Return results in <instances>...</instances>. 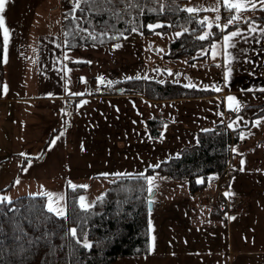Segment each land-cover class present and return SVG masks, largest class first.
<instances>
[{"label":"rangeland","instance_id":"rangeland-1","mask_svg":"<svg viewBox=\"0 0 264 264\" xmlns=\"http://www.w3.org/2000/svg\"><path fill=\"white\" fill-rule=\"evenodd\" d=\"M54 1L17 0L16 6L11 8L15 13L12 12L11 15L6 16L10 27H16L15 33L17 35L18 28L23 33L26 30L23 23L27 18L24 20L22 16H27L24 13H27L29 9V11L33 10L30 5L33 6L38 2L34 9L35 11L38 8L35 16L40 17L45 12L47 16L53 17V20L59 18L58 8L57 10L48 9L51 3H57ZM196 3L204 5L203 8L206 11L204 33L212 23H222L220 20V0H189L186 7L196 9ZM19 11H21V14L18 13ZM226 15L229 14L226 12ZM31 16H33V13ZM17 17H19V22L17 21L13 25V21H16ZM218 17L219 19H217ZM149 25H153V27H149ZM160 25L161 21L147 24L156 44L172 39L179 34L176 30L162 32L159 28ZM43 27V24H41L38 28ZM148 38L150 37L143 34L142 31L133 28L122 34L119 39H113L107 45V48L102 46L99 48L89 47L85 50L71 49L72 51L65 53L64 56L66 88L70 92H93L90 88L89 79L96 81L95 88L99 89V82L102 81H110L128 75H145V72L148 71L146 69L148 63L147 59L144 60V63L142 59L148 57V54H146L148 49L145 51L142 44ZM151 44L153 43L151 42ZM116 45H119V49ZM218 45L221 46V43L216 41L211 45L210 57L215 58V61L208 63L207 59H201L194 61L183 69H186L192 78L203 87H231L226 80L224 69H222L223 66L220 62L222 52H220L219 57ZM156 49L158 48H153V50ZM18 52L19 45L16 48H12V46L9 48V65L18 67ZM134 53L136 54V66L131 65V58H134ZM75 59L84 64H71L72 60L75 61ZM32 60L33 58H29L25 77L20 73V67L15 71L16 76L23 77L21 83L16 87L17 92L12 94L15 98L21 97L22 94L29 96L36 92L33 88L35 87L33 82L35 67ZM167 63L171 64V59ZM166 68L164 66L161 70L159 69L158 75H160V78L158 80H166L161 76L162 73L167 71ZM171 68L174 70L172 73L180 70L179 68ZM156 70L157 66H154L150 71L154 79L157 76L155 74ZM165 75L167 76L168 73L166 72ZM78 78H81L80 82L77 80ZM232 83L237 88H231L232 91L228 90L229 92L224 96L217 94L214 99H207L209 103L215 100L213 104L216 105L223 103L224 107L229 109L225 116L218 109L203 111L204 109H201L203 102L207 100L201 99V96H196V98L184 102L169 100L161 105H153L156 109H161L166 118L167 116L176 115L180 111V119L170 120L175 122L172 124L174 132L172 134L165 133L163 139L152 138L149 135L146 117L151 111L149 108L144 107V103L138 98L136 99L137 108L134 118L130 117V120L126 122L130 124V136H126L127 132L124 135L119 134L121 133L120 128H122V131L128 130L125 123L121 125L119 121L107 122L106 114L108 110H112L114 106L118 105V102L113 98L101 101L98 100V96L97 98L91 96L87 99L85 105L79 98L78 115L66 113L67 118L72 117L75 119L77 125H74L72 129L67 127V131L61 128L51 137L49 127L59 121L53 113L48 112L43 107L40 108L38 114H33V116L28 113L20 114L22 113L20 110L23 111L35 103L11 102L10 106L14 107H9L8 111H3L0 115V200L12 199L22 194H44L48 209L51 206L65 212L66 189L87 185L79 191L77 200L81 204V197H84L85 207L90 206L102 195L109 182L117 175L144 172L149 165H155L163 159L178 155L183 146L197 142V133L200 129L207 128V124L214 125L222 121L229 128L238 129L241 127L244 129L243 133H238L237 140L231 147L233 152L240 155L238 168L228 169L222 175L209 174L206 181H204V185L196 193L189 192V184L186 178L173 179L170 176L149 174L148 177L152 178V184H149V187L151 191H155L154 208L151 209V213L157 211L159 202L165 203L168 200L170 201L168 199L170 196L174 197L182 194L185 198L187 196L186 199L180 200L186 217V214H188L186 208L189 201H191L193 208L209 209L210 206L204 204V202L208 203L204 199L206 194L208 192L226 191L228 194L226 196L236 201V210H231L230 213L233 253L236 255L243 246L245 248L247 246L251 248L259 246L264 241V231H259L261 227L257 224L258 217L252 212L248 214V210H250L251 197L264 185L261 182L264 178V114L252 119L250 118L251 111L245 110L243 106L251 103L248 100H252L257 94L264 97V91L262 94L251 91L254 83L261 85L264 84V81L260 79L251 80L241 76L232 77ZM83 88L84 90H79ZM228 97H234L235 100L230 101ZM237 102L239 104L238 110H236ZM85 109L86 114L84 113ZM208 109H210L209 105ZM232 112H237L236 116H232ZM129 113L131 114V112ZM257 121H259L258 124ZM119 138L123 141H116ZM124 144H126L125 148H121ZM196 179L198 182L203 180L202 176H197ZM171 201L174 202L175 199H171ZM177 205L180 206L181 204ZM167 206H170V204ZM170 212L178 215L183 214V211L174 205L171 207ZM170 212L166 213L169 214ZM54 213L56 214V212ZM216 221H223V218L216 217ZM239 235L241 237H252L253 241L256 240V242L253 245L249 242L244 243ZM85 241L88 243L87 239ZM217 242L222 241L217 239ZM173 243L174 241L171 239L166 240L168 247H172ZM175 250L170 251L168 254H174ZM130 258V256L120 257L109 264H128Z\"/></svg>","mask_w":264,"mask_h":264},{"label":"trees","instance_id":"trees-1","mask_svg":"<svg viewBox=\"0 0 264 264\" xmlns=\"http://www.w3.org/2000/svg\"><path fill=\"white\" fill-rule=\"evenodd\" d=\"M187 1L60 0V5L49 6V9L53 10L60 6L61 43L65 48L78 49L84 46L109 45L113 39H119L122 34L133 28L139 29L150 37L145 42L150 41L153 47L158 48L148 55L153 60L151 70L157 66L155 79L151 76L148 66L146 67L148 71H144L145 75H128L102 81L99 82V89L95 88L96 81L89 79L93 92L88 93L98 96V100L110 99L100 97L101 94H130V96L117 98L121 101H117L118 105L108 110L106 114L108 123L119 121L121 125L126 124L128 130L122 131L120 128L119 134L124 135L127 132L126 136H130V124L126 122L130 120V117L134 118L137 98L151 111L147 115L148 118L146 117L149 135L152 138L163 139L165 133L172 134L174 132L172 124L175 122L170 120L180 119V111L176 115H166V118L161 109L153 106L164 103H158L157 99H182L219 94L222 87L219 88L220 91H216L215 87L199 85L186 69L183 70L184 67L194 61L207 58L212 43L219 41L223 33L236 30L249 22L264 24V7H255L248 10L246 18L234 20L227 28L215 22L204 33L206 11L198 9L195 12H188ZM16 2L17 0H5L3 12H0V17L3 18V25L0 26V93L5 89L6 79L16 83L20 77L16 76L14 66L8 64L10 58L8 50L11 46L16 48L19 45V50L21 46L25 47L24 33L27 32L31 18L34 16L31 14L35 12V6L39 3L30 5L33 10L29 11V9L27 13H24L27 16L20 15L24 20L27 18L23 23L26 30L21 36L19 28L18 35L10 31L11 27L6 17L12 12L15 13L11 8L16 6ZM227 11L230 12L229 15H226ZM18 13L21 14V11ZM231 13L232 10L224 7L223 23H228L227 19ZM17 21L19 22V17L13 21V25ZM154 21H161L159 28L162 32L176 30L179 35L156 44L149 31L150 28L147 27L148 23ZM205 34H208L207 38L200 39ZM169 59L171 64L167 63ZM21 60L22 57L18 52V62ZM160 60H163L162 64ZM142 61L144 63V57ZM77 63L84 64L76 59L71 64ZM164 66L167 67V71L161 76L166 80H158L159 69L161 70ZM171 67L179 68L181 71L172 73L174 70ZM118 87H121L119 91ZM251 94L253 95L252 92ZM184 101L187 100L177 102ZM205 105L206 103L203 102L201 109ZM217 108L224 113V116L229 110L223 103H218ZM243 108L251 111L250 118L256 119L264 114V100L257 105L248 104ZM84 113H87L86 109ZM154 113L156 116H153ZM236 114L237 112H232V116ZM212 125L207 124V128L200 129L197 133V142L183 146L178 155L163 159L155 165H149L144 172L117 175L90 206L82 207L77 200V194L82 187L66 189L64 215H56L46 207L44 194H22L12 199L0 200V264H109L120 257L148 253L153 229L149 225L152 217L149 201L154 202L155 197V194L151 198L148 196L149 174L170 176L173 179L186 178L189 192L196 193L204 185L209 174L222 175L228 169L238 168L240 155L233 152L231 147L237 140L238 133H243L244 129L229 128L222 121ZM116 141L123 140L119 138ZM125 146L126 144L121 148ZM232 152L238 156L236 168H230L228 164ZM197 176H202L203 180L198 182ZM211 194L215 201L209 203V206L216 208L214 212L220 213L223 217L224 210L217 209H219L218 198L224 196L210 192L204 198L206 202ZM72 229H75V236L72 235ZM85 244L90 247H85Z\"/></svg>","mask_w":264,"mask_h":264},{"label":"crops","instance_id":"crops-1","mask_svg":"<svg viewBox=\"0 0 264 264\" xmlns=\"http://www.w3.org/2000/svg\"><path fill=\"white\" fill-rule=\"evenodd\" d=\"M54 2H57L56 6L60 4V0H55ZM229 2L239 3L242 6L239 9H232L231 16L227 21L233 17H235L233 21L242 20L247 17L250 8L264 7L262 0H229ZM52 4L53 3L50 5ZM195 6L196 9H204V5L196 3ZM224 7H226L224 0H220L219 8L221 13ZM55 8H58V10H56L59 11V18H55L54 20L53 17L47 16L45 12H43V15L40 17L35 16V12L38 8L35 10L33 13L34 16L31 18V24L28 26L27 32L24 33L26 38L25 47L21 46L19 50L21 57L24 55L22 57L23 61L21 60L18 62V67L22 69L21 71L19 68L22 76L25 77V70L28 68L29 58H33L32 63L35 67L33 81L35 87L33 88L36 92L29 96H24L22 94L21 97H13L12 94L17 92L16 87L23 79V77L20 76L16 83H11V81L6 79L4 83L5 89L0 93V115L3 111L9 109V107H14L10 106L11 102L35 103L33 106L23 111L20 110L22 112L20 114L28 113L33 116V114H38L40 108L43 107L48 112L53 113L59 121L50 125V137L61 128L67 131V127L72 129L74 125H77L75 124V119L72 117L67 118L66 113L70 112L66 110L63 105V98L65 95L74 92L78 93V91L70 92V90L66 88L64 56L65 53L72 50L63 47L61 43L60 6ZM46 9L47 7L45 10ZM221 15H223V13ZM41 24H43L44 27L38 28ZM15 28L16 27H14V29L10 28V31L15 32ZM232 32H239V35L231 36ZM19 33L22 36L23 33L20 29ZM226 36L230 37L227 41L225 40ZM216 42L221 43V46L218 45V55L220 57V52H222L220 62L226 74V80L231 86H224L219 96H224L229 92L228 90L232 91L231 88H237L235 87L236 85L233 86L232 77L245 76L251 80L260 79L264 81V24L249 22L236 30L223 33L222 38ZM102 46L107 48V45H100L97 47L99 48ZM143 46L145 51L148 49L146 54L149 55L152 52L151 43L145 42ZM87 48L89 47L84 46L78 49L85 50ZM211 48L212 46L209 48L207 58H204L207 59L208 63L216 60L210 57ZM135 56L136 54L134 53V58H131V65L133 66H136ZM146 59L149 64L148 70H151V63H153V60L149 56L144 57V60ZM72 61L74 62V60ZM162 62L163 60H160L161 64ZM18 67L14 66V69L17 70ZM229 69H231V71H229ZM80 79L81 78H78L79 82ZM253 88L251 91L262 94L264 91V84L258 85L254 83ZM79 90H84V88ZM247 90L250 91L249 88H247ZM126 95L130 96V94ZM126 95L113 93L101 94L100 97L113 98L115 101H121L117 98H122ZM260 96L261 95L257 94L255 98L248 100L251 103H247V105H257L263 102L264 97ZM201 97V99L205 100L208 98L214 99V97H217V94L202 95ZM89 98H91V94H84L80 99L85 103ZM194 98H196V96L182 99H157V102H167L168 100H192ZM205 103L206 105L203 111H215L218 109L217 105L213 104L215 100H212V103H209L207 100ZM208 105L210 109H208ZM153 116H156V114ZM34 119H36V117H34ZM261 182L264 184V178ZM219 192H221L223 196L228 195L226 191ZM186 198L181 194L180 196H170L168 198L170 201L168 200L165 203H158L157 212L152 213L149 222V225L153 228L151 239H153V237L155 238L154 241L152 240L150 243V251L144 255L130 256L131 258L128 264H264V241L254 248L248 246L245 248L243 246L236 255L233 253L231 212L223 211L222 214H226L222 217L220 213L219 216L217 212H214L216 208H211L207 205L209 209L206 208L203 210L197 207L193 208L191 201H189L186 208L188 214H186L185 217V210L180 200ZM171 199H175V201L173 202ZM250 201L251 204L248 214L252 212L258 217L257 224L261 227L259 231H264V185L261 189H258V192L253 197H251ZM168 204H170V206H167ZM177 204L181 205L178 206ZM173 205L179 210H182L183 214H172V210L170 212V209ZM166 212L170 213L167 214ZM216 217L223 218V221H216ZM240 238L244 243L249 242L251 245L256 242V240L253 241L252 237L240 236ZM167 239L174 241L171 245L172 247H168L166 244ZM217 239H221L222 242H217ZM174 249H176L174 254H168Z\"/></svg>","mask_w":264,"mask_h":264},{"label":"snow or ice","instance_id":"snow-or-ice-1","mask_svg":"<svg viewBox=\"0 0 264 264\" xmlns=\"http://www.w3.org/2000/svg\"><path fill=\"white\" fill-rule=\"evenodd\" d=\"M224 2H225V6H226L229 10H232V9H239V8L242 6V5H240L239 3H232V2H229V0H224ZM262 4H264V0H262ZM4 6H5V0H0V12H3ZM77 6H78V5H77ZM253 7H254V5H253ZM187 11H188V12H195V11H198V9H195V8H189V9H187ZM217 19H219V17H218ZM233 19H235V17H233L232 19H229V20H228V23L224 25V28H227L228 25L232 24ZM2 25H3V18L0 17V26H2ZM149 27H153V25H149ZM5 32H7V29H5ZM178 35H179V34H178ZM207 35H208V34H205L204 36H201L200 39H202V40H203V39H206V38H207ZM236 35H239V32H232V33H231V36H236ZM229 38H230V37L226 36V37H225V40L227 41ZM116 47H119V45H116ZM229 71H231V69H229ZM188 86L192 87V86H194V85H188ZM215 90H216V91H220L219 88H215ZM228 99H229L230 101L235 100L234 97H228ZM238 107H239V104H238V102H237V104H236V110H238ZM258 123H259V121H257V124H258ZM147 180H148V183L151 185V184H152V178H151V177H148ZM79 187H87V185H80ZM149 191H151V189H149ZM83 201H84V197H81V202H82V203H81V206H82V207H85ZM49 210H50V211H54V212H56L57 215H64L63 210H57V209H55V208H52L51 206H50ZM71 231H72V235L75 236V234H76L75 229H72ZM154 239H155V238L153 237V241H154ZM85 247H90V245L85 244Z\"/></svg>","mask_w":264,"mask_h":264},{"label":"built area","instance_id":"built-area-1","mask_svg":"<svg viewBox=\"0 0 264 264\" xmlns=\"http://www.w3.org/2000/svg\"><path fill=\"white\" fill-rule=\"evenodd\" d=\"M71 101V100H70ZM209 201L212 203V202H214L215 201V198H214V196H210L209 197ZM218 202H220L219 204L221 205V206H223V205H226L227 203H226V201L225 200H223V199H219L218 200Z\"/></svg>","mask_w":264,"mask_h":264},{"label":"water","instance_id":"water-1","mask_svg":"<svg viewBox=\"0 0 264 264\" xmlns=\"http://www.w3.org/2000/svg\"><path fill=\"white\" fill-rule=\"evenodd\" d=\"M153 193H154V191H152V192L148 195L149 198L152 197ZM149 208H150V209L152 208V202H151V201H149Z\"/></svg>","mask_w":264,"mask_h":264}]
</instances>
